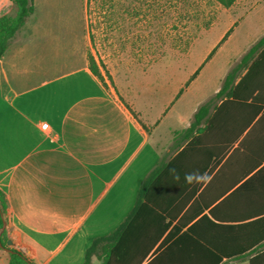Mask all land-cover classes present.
I'll return each instance as SVG.
<instances>
[{
	"label": "crops",
	"instance_id": "0c3cea01",
	"mask_svg": "<svg viewBox=\"0 0 264 264\" xmlns=\"http://www.w3.org/2000/svg\"><path fill=\"white\" fill-rule=\"evenodd\" d=\"M86 5L78 0L77 30L67 37L78 62L55 57L62 38L49 35L43 20L38 31L34 12L0 58V190L4 231L12 241L0 247V264H8V247L33 264H82L93 239L124 222L157 165L162 170L143 209L118 234L111 264H184L182 241L176 240L202 217L193 234L222 251L215 264H264V98L216 100L217 87L191 107L183 99L207 60L228 50L239 25L229 7L187 84H170L169 71L181 72L195 40L220 23L193 38L188 49L158 54L154 65L121 77L109 72L108 80L98 66L100 80L88 67ZM132 6L112 1L110 20L120 9L128 22ZM12 11L9 0H0V16ZM226 64L227 73L237 66ZM208 102V113L188 132L194 113ZM193 262L196 256L185 264ZM89 264L101 260L92 256Z\"/></svg>",
	"mask_w": 264,
	"mask_h": 264
},
{
	"label": "rangeland",
	"instance_id": "374dc122",
	"mask_svg": "<svg viewBox=\"0 0 264 264\" xmlns=\"http://www.w3.org/2000/svg\"><path fill=\"white\" fill-rule=\"evenodd\" d=\"M112 1L118 4L126 2L87 0L86 5L87 55L94 58L108 80H111L109 72L116 78L121 77L133 67L152 62L158 54L166 56L174 48L188 49L193 38L207 30L212 23L218 22L225 12V8L215 0H128L133 5L129 21L125 20L120 9L115 11L112 21V11L109 12ZM77 4L78 0H38L34 12L38 31L42 28L43 20L49 35L62 38L63 43L54 39V45H58V41L60 47L52 53L57 59L69 60L71 64L79 59L71 45L74 40L70 43L67 39L70 36L71 40L77 30L73 23V11ZM106 5L109 10L106 8L103 12ZM228 9L233 25H239L233 30L228 50L214 55L199 69L200 76L183 96L187 107L210 98L223 83L227 61L230 70L233 69L249 45L264 33V0H235ZM218 23L214 31L195 40L190 48L192 57L184 61L181 72L175 76L174 71H169L168 77L173 78L170 84L181 80L184 84L188 80L190 71L201 62L200 53L204 46L213 39V33L222 28L221 22ZM66 41L70 44L67 45ZM151 65H154L153 62Z\"/></svg>",
	"mask_w": 264,
	"mask_h": 264
},
{
	"label": "trees",
	"instance_id": "16d2710c",
	"mask_svg": "<svg viewBox=\"0 0 264 264\" xmlns=\"http://www.w3.org/2000/svg\"><path fill=\"white\" fill-rule=\"evenodd\" d=\"M12 3L13 11L11 14L0 16V58L3 56L10 39L23 26L26 18L34 12L33 0H9ZM223 7H230L235 0H215ZM88 67L90 71L102 80L99 68L94 58L90 55L88 58ZM244 70L239 76L240 71ZM237 84L235 82L236 78ZM193 77V75H192ZM189 81V80H188ZM186 81V84L187 82ZM234 97L242 98H264V35H262L255 43H253L247 52L243 54L237 66L225 75L220 90L215 94L214 99H230ZM211 103L201 105L194 113V120L188 128L191 132L201 122L208 113ZM162 170V166H155L143 179L136 194V201L132 211L125 218L124 222L113 232L96 237L85 250L84 261L82 264H89L90 258L96 256L101 260V264H111L112 247L117 241L118 234L127 226V221L134 211L141 210L145 206V193L147 192L150 183L158 177ZM6 203L4 194L0 190V227L5 221ZM204 218H200L193 226L188 227L179 235L177 242L182 241L183 259L189 260L190 257H197V262L193 264H215L222 258V251H214L208 248V241L193 234L194 228ZM7 236L3 230L0 235L2 246L7 245ZM197 247L198 250H191ZM8 264H33L20 251L13 249L8 253Z\"/></svg>",
	"mask_w": 264,
	"mask_h": 264
},
{
	"label": "water",
	"instance_id": "95a60500",
	"mask_svg": "<svg viewBox=\"0 0 264 264\" xmlns=\"http://www.w3.org/2000/svg\"><path fill=\"white\" fill-rule=\"evenodd\" d=\"M5 224H6V222L3 221V224H2V226L0 227V235H1L2 231H3L4 228H5ZM6 243H7L8 246L12 245V241H11L10 239H8ZM0 247H3L2 244H1V242H0ZM4 249H5L8 253L12 252V249L9 248V247H8V248H4Z\"/></svg>",
	"mask_w": 264,
	"mask_h": 264
},
{
	"label": "built area",
	"instance_id": "2783aa9c",
	"mask_svg": "<svg viewBox=\"0 0 264 264\" xmlns=\"http://www.w3.org/2000/svg\"><path fill=\"white\" fill-rule=\"evenodd\" d=\"M40 127H41V129L45 130L47 128V123H42Z\"/></svg>",
	"mask_w": 264,
	"mask_h": 264
}]
</instances>
